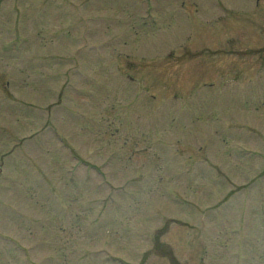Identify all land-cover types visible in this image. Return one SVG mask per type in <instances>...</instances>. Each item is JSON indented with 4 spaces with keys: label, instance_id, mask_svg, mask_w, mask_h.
<instances>
[{
    "label": "rangeland",
    "instance_id": "rangeland-1",
    "mask_svg": "<svg viewBox=\"0 0 264 264\" xmlns=\"http://www.w3.org/2000/svg\"><path fill=\"white\" fill-rule=\"evenodd\" d=\"M10 255L264 264V0H0Z\"/></svg>",
    "mask_w": 264,
    "mask_h": 264
},
{
    "label": "flooded vegetation",
    "instance_id": "flooded-vegetation-1",
    "mask_svg": "<svg viewBox=\"0 0 264 264\" xmlns=\"http://www.w3.org/2000/svg\"><path fill=\"white\" fill-rule=\"evenodd\" d=\"M117 132H118V130H117ZM119 157V156H118Z\"/></svg>",
    "mask_w": 264,
    "mask_h": 264
}]
</instances>
